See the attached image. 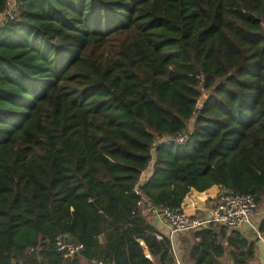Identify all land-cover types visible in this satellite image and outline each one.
<instances>
[{"label":"trees","instance_id":"obj_1","mask_svg":"<svg viewBox=\"0 0 264 264\" xmlns=\"http://www.w3.org/2000/svg\"><path fill=\"white\" fill-rule=\"evenodd\" d=\"M17 6L0 27V264H176L143 198L217 186L264 204V0ZM59 237L84 250L65 258ZM192 238L183 264L255 261L238 229Z\"/></svg>","mask_w":264,"mask_h":264},{"label":"built area","instance_id":"obj_2","mask_svg":"<svg viewBox=\"0 0 264 264\" xmlns=\"http://www.w3.org/2000/svg\"><path fill=\"white\" fill-rule=\"evenodd\" d=\"M19 15L17 0H7V9L0 13V27L8 22L15 20ZM190 134L183 132L176 137H167L160 143L166 145H184L189 142ZM194 207V206H192ZM138 209L148 219H155L168 226L169 239L172 243L173 255L176 264H183V261L175 253V239L178 236L196 232L207 226L226 227L230 230L255 229L253 219L255 218L258 206L256 200L251 195L223 191L219 198L210 205L205 214L199 215L189 211V207L183 205L172 208L166 205L156 206L149 199L143 198L138 203ZM201 238H196L195 243H199ZM145 247L144 242H139ZM57 251L62 253L65 258H70L80 254L84 246L76 243L68 237H59L56 243ZM147 257L152 261V257L147 253ZM91 264H112L102 260H94Z\"/></svg>","mask_w":264,"mask_h":264},{"label":"crops","instance_id":"obj_3","mask_svg":"<svg viewBox=\"0 0 264 264\" xmlns=\"http://www.w3.org/2000/svg\"><path fill=\"white\" fill-rule=\"evenodd\" d=\"M148 177V173L142 176V183H145ZM223 193V190L219 187L215 186L209 189L204 193H199L196 191H192L184 200L183 205L189 207V211L194 214L204 215L207 209L210 207L212 203H214L219 196ZM194 206V207H192ZM150 224L155 227L158 231L163 234L169 236V229L168 226L163 223L159 222L155 219H148ZM253 224L255 229H245L242 230L243 234L247 237L251 233H258L259 238L256 242V257L255 261L252 264H264V204L258 207L257 214L253 219ZM263 228V230H261ZM192 233L178 236L175 239V253L178 257L183 261L185 252L195 243V239L192 238ZM248 239V238H247ZM152 262L154 264H160L158 259H154L152 257Z\"/></svg>","mask_w":264,"mask_h":264},{"label":"water","instance_id":"obj_4","mask_svg":"<svg viewBox=\"0 0 264 264\" xmlns=\"http://www.w3.org/2000/svg\"><path fill=\"white\" fill-rule=\"evenodd\" d=\"M208 100V96L207 97H205V96H202V98L200 99V101H199V104L201 105V106H203L205 103H206V101ZM247 238H248V240L250 241V242H252V243H256L257 242V240H258V238H259V234L258 233H251L250 235H248L247 236Z\"/></svg>","mask_w":264,"mask_h":264},{"label":"rangeland","instance_id":"obj_5","mask_svg":"<svg viewBox=\"0 0 264 264\" xmlns=\"http://www.w3.org/2000/svg\"><path fill=\"white\" fill-rule=\"evenodd\" d=\"M203 96L207 97L208 95L207 94H203ZM199 107H201V105L199 104ZM192 127V126H191Z\"/></svg>","mask_w":264,"mask_h":264}]
</instances>
